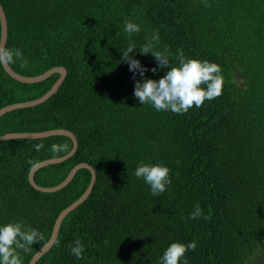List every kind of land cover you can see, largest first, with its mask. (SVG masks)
<instances>
[{"label": "trees", "instance_id": "trees-1", "mask_svg": "<svg viewBox=\"0 0 264 264\" xmlns=\"http://www.w3.org/2000/svg\"><path fill=\"white\" fill-rule=\"evenodd\" d=\"M0 2L9 27L6 47L20 48L28 61L10 66L30 77L58 66L68 72L42 105L3 115L0 136L74 133L76 153L39 170V186L61 184L81 163L97 174L91 195L66 217L37 264H159L164 249L177 240L198 241L186 253L189 264H258L264 253V0ZM125 19L141 23L132 37L137 47L158 28L160 47L169 49L173 63L177 49L218 63L222 94L183 114L139 103L120 50L129 42ZM133 55L149 68L155 64L151 54ZM59 77L25 84L0 65V110L42 97ZM37 143L44 145L39 152ZM53 143L68 145L57 158L73 148L66 136L0 141V223L24 220L44 235L24 256L25 264L47 244L59 214L85 193L92 178L89 169H81L60 191L36 190L29 162L54 159ZM141 160L170 167L168 190L151 194L135 176ZM197 203L209 219L189 218ZM77 237L86 245L82 259L69 252Z\"/></svg>", "mask_w": 264, "mask_h": 264}, {"label": "clouds", "instance_id": "clouds-1", "mask_svg": "<svg viewBox=\"0 0 264 264\" xmlns=\"http://www.w3.org/2000/svg\"><path fill=\"white\" fill-rule=\"evenodd\" d=\"M123 32L128 38L127 47L120 49L122 62H127L129 71L133 74V96L142 105H151L156 111H171L177 114L187 113L191 108L201 107L206 100H213L220 96L224 87V76L221 66L215 61L185 56L183 49H177L178 63L170 60L169 49L160 47V31L152 29L145 41L137 47L132 39L133 35L141 31V23L132 19L123 21ZM148 55L151 54L155 64L149 68L137 59L134 51ZM20 61L27 65L23 51L18 47H0V65L12 64ZM161 70L164 74L159 76ZM148 72L159 76L149 77ZM36 151H40L44 145H33ZM68 149L66 143H53L49 152L52 158H57ZM33 167L32 162H29ZM170 167L163 162H144L141 160L135 168V176L142 179L150 186L153 196H159L168 190L172 184ZM209 219L204 214L199 203L193 206L189 218ZM44 239L43 233L26 223L24 220H13L0 223V264H25L24 256L32 251V246ZM198 246L197 240L187 243L182 241L171 242L159 257V264H189L186 255L188 251H194ZM69 252L77 259H82L86 252L83 240L77 237L69 246Z\"/></svg>", "mask_w": 264, "mask_h": 264}, {"label": "water", "instance_id": "water-1", "mask_svg": "<svg viewBox=\"0 0 264 264\" xmlns=\"http://www.w3.org/2000/svg\"><path fill=\"white\" fill-rule=\"evenodd\" d=\"M0 24H1L0 47H6L7 42H8V37H9V27H8V20H7V17H6V14H5V11H4V8H3L1 2H0ZM2 67L4 68V70L6 71V73L10 77H12L13 79H15L18 82L25 83V84L39 83V82H42V81L52 77L55 74H59L60 77L56 81L54 86L42 97H40L36 100L11 104V105L3 107L0 110V118L3 115H5L9 112H12V111H16V110H20V109H27V108H32V107L42 105L43 103H45L47 100H49L53 95H55L57 93V91L59 90V88L61 87L63 82L65 81L67 74H68L67 69L65 67H62V66L54 67V68L48 70L47 72H45L41 75L33 76V77L24 76V75L16 72L10 66V64L2 65ZM235 76L238 79L240 78V76L237 74V72H235ZM240 88L243 90L244 84H241ZM53 136L69 137L73 141V148L67 155H65L63 157L48 159V160H44V161L36 163L35 166L32 167L30 174H29L30 184L36 190H38L40 192L54 193V192H57V191H60L64 188H66L72 182V180L74 179L77 172L81 169H89L91 171L92 178H91V182L89 184V187L87 188L85 193L77 201H75L73 204H71L69 207H67L65 210H63L59 214V216H58V218L54 224L53 232H52V235H51L49 241L33 256V258L31 259L29 264H37V262L45 254H47L50 251V249L53 247V245L55 244V242L59 236L60 228H61L63 221L66 219V217L69 214H71L81 204H83L91 195L93 188L95 186L96 180H97V174H96L95 169L91 165H89L87 163H81L72 169V171L69 173L68 177L61 184H59L57 186H53V187L39 186L35 182V174L39 170L46 168L48 166H51V165L61 164L65 161H67L68 159H70L76 153V151L78 149V140H77L76 136L74 135V133L69 131V130H66V129H55V130H49V131H44V132H34V133H30V132L9 133V134H5L3 136H0V141H2V140H13V139H44V138H49V137H53ZM258 264H264V253H263Z\"/></svg>", "mask_w": 264, "mask_h": 264}, {"label": "bare ground", "instance_id": "bare-ground-1", "mask_svg": "<svg viewBox=\"0 0 264 264\" xmlns=\"http://www.w3.org/2000/svg\"><path fill=\"white\" fill-rule=\"evenodd\" d=\"M22 27V26H21ZM11 35V34H10ZM154 256V255H153ZM146 263V262H145Z\"/></svg>", "mask_w": 264, "mask_h": 264}]
</instances>
